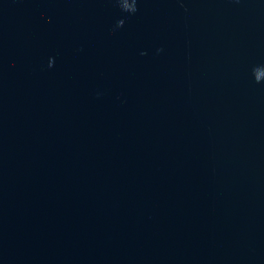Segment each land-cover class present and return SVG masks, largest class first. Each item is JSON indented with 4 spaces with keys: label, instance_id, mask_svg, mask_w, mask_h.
<instances>
[{
    "label": "water",
    "instance_id": "95a60500",
    "mask_svg": "<svg viewBox=\"0 0 264 264\" xmlns=\"http://www.w3.org/2000/svg\"><path fill=\"white\" fill-rule=\"evenodd\" d=\"M0 264H264V0H0Z\"/></svg>",
    "mask_w": 264,
    "mask_h": 264
}]
</instances>
